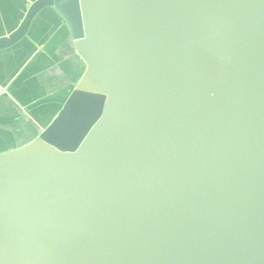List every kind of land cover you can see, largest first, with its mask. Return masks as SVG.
Returning a JSON list of instances; mask_svg holds the SVG:
<instances>
[{"label":"water","instance_id":"1","mask_svg":"<svg viewBox=\"0 0 264 264\" xmlns=\"http://www.w3.org/2000/svg\"><path fill=\"white\" fill-rule=\"evenodd\" d=\"M86 68L0 153V264H264V0H34Z\"/></svg>","mask_w":264,"mask_h":264},{"label":"crops","instance_id":"2","mask_svg":"<svg viewBox=\"0 0 264 264\" xmlns=\"http://www.w3.org/2000/svg\"><path fill=\"white\" fill-rule=\"evenodd\" d=\"M32 1L0 0V37L19 25ZM85 68L64 19L43 8L22 40L0 50V153L35 139Z\"/></svg>","mask_w":264,"mask_h":264},{"label":"rangeland","instance_id":"3","mask_svg":"<svg viewBox=\"0 0 264 264\" xmlns=\"http://www.w3.org/2000/svg\"><path fill=\"white\" fill-rule=\"evenodd\" d=\"M15 149H17V148H15ZM12 150H14V149H12ZM10 151V150H9Z\"/></svg>","mask_w":264,"mask_h":264}]
</instances>
